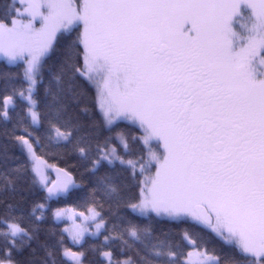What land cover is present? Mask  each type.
<instances>
[{
  "label": "snow or ice",
  "instance_id": "snow-or-ice-1",
  "mask_svg": "<svg viewBox=\"0 0 264 264\" xmlns=\"http://www.w3.org/2000/svg\"><path fill=\"white\" fill-rule=\"evenodd\" d=\"M0 264H264V0L0 3Z\"/></svg>",
  "mask_w": 264,
  "mask_h": 264
},
{
  "label": "trees",
  "instance_id": "trees-1",
  "mask_svg": "<svg viewBox=\"0 0 264 264\" xmlns=\"http://www.w3.org/2000/svg\"><path fill=\"white\" fill-rule=\"evenodd\" d=\"M5 0H0V3H4ZM164 227H167V225H164Z\"/></svg>",
  "mask_w": 264,
  "mask_h": 264
}]
</instances>
